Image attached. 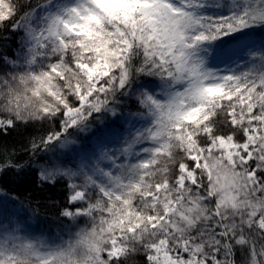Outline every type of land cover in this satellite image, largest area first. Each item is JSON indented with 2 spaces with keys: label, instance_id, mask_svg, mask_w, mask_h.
I'll return each mask as SVG.
<instances>
[{
  "label": "snow or ice",
  "instance_id": "6c2138e0",
  "mask_svg": "<svg viewBox=\"0 0 264 264\" xmlns=\"http://www.w3.org/2000/svg\"><path fill=\"white\" fill-rule=\"evenodd\" d=\"M37 125L0 175L67 204L0 202V264H264V0H0V144Z\"/></svg>",
  "mask_w": 264,
  "mask_h": 264
},
{
  "label": "trees",
  "instance_id": "16d2710c",
  "mask_svg": "<svg viewBox=\"0 0 264 264\" xmlns=\"http://www.w3.org/2000/svg\"><path fill=\"white\" fill-rule=\"evenodd\" d=\"M51 125H37L21 131L13 132L4 138L0 144V159L14 154L20 163H26L28 156L24 154L22 145L32 137L39 138L46 134ZM46 156L37 154L35 159L43 161ZM67 189L63 182H41L36 165H33L22 175L5 173L0 175V197L5 198L21 214L27 215L44 230L58 232L60 219L58 213L67 204ZM128 264H142L140 257L128 258Z\"/></svg>",
  "mask_w": 264,
  "mask_h": 264
},
{
  "label": "rangeland",
  "instance_id": "374dc122",
  "mask_svg": "<svg viewBox=\"0 0 264 264\" xmlns=\"http://www.w3.org/2000/svg\"><path fill=\"white\" fill-rule=\"evenodd\" d=\"M0 202L3 203V205L9 209H15L17 210L15 207H13L11 204H9V202L5 199V198H1L0 197ZM18 211V210H17Z\"/></svg>",
  "mask_w": 264,
  "mask_h": 264
}]
</instances>
